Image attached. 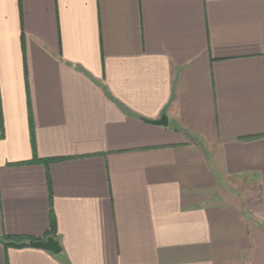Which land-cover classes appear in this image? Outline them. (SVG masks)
I'll use <instances>...</instances> for the list:
<instances>
[{
	"label": "crops",
	"instance_id": "1",
	"mask_svg": "<svg viewBox=\"0 0 264 264\" xmlns=\"http://www.w3.org/2000/svg\"><path fill=\"white\" fill-rule=\"evenodd\" d=\"M0 264H264V0H0Z\"/></svg>",
	"mask_w": 264,
	"mask_h": 264
},
{
	"label": "water",
	"instance_id": "2",
	"mask_svg": "<svg viewBox=\"0 0 264 264\" xmlns=\"http://www.w3.org/2000/svg\"><path fill=\"white\" fill-rule=\"evenodd\" d=\"M150 122L154 124H160V125H166L167 123L165 116H162L160 119L152 120ZM28 244L32 247H37V248H41L44 250H48L54 254H57L61 251V247L59 245L58 240H56L52 236H48L40 240H30Z\"/></svg>",
	"mask_w": 264,
	"mask_h": 264
},
{
	"label": "trees",
	"instance_id": "3",
	"mask_svg": "<svg viewBox=\"0 0 264 264\" xmlns=\"http://www.w3.org/2000/svg\"><path fill=\"white\" fill-rule=\"evenodd\" d=\"M48 236H52V237H54V234H49ZM8 239H11L9 236H6V240H8ZM14 239H16V240H22V238H14ZM28 241V240H27ZM6 244H11V245H13V246H18V247H20V246H25L26 244L25 243H21V244H15V243H6Z\"/></svg>",
	"mask_w": 264,
	"mask_h": 264
}]
</instances>
